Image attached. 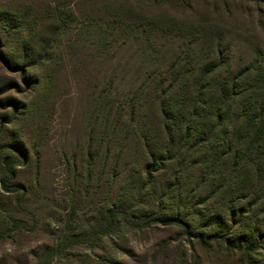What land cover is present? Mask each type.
Instances as JSON below:
<instances>
[{
	"label": "rangeland",
	"instance_id": "1",
	"mask_svg": "<svg viewBox=\"0 0 264 264\" xmlns=\"http://www.w3.org/2000/svg\"><path fill=\"white\" fill-rule=\"evenodd\" d=\"M205 18L217 28L209 41L191 28ZM118 31L112 44L102 43ZM257 63L264 66V0H0V178L2 158L14 156L8 186L19 189L0 188V229L12 218L23 224L0 238V264H48L44 252L64 233L80 243L51 264H264V215L255 208L264 201L249 199L251 216L228 227L209 223L208 212L185 215L192 232L253 235L258 248L246 254L218 242L203 247L175 224L140 225L143 217L184 215L164 198L170 182L197 186L196 170L187 177L186 165L175 176L180 164L164 157L179 143L187 153L195 138L182 142L179 134L170 145L162 108L189 114L206 98L212 110L220 79ZM213 64L219 73L202 85ZM252 76L239 86L257 98L264 79ZM161 157L164 165L146 181L147 166L162 165ZM254 168L243 171L253 175L248 190L256 198L264 177ZM109 205L120 210L116 224L91 237Z\"/></svg>",
	"mask_w": 264,
	"mask_h": 264
},
{
	"label": "trees",
	"instance_id": "2",
	"mask_svg": "<svg viewBox=\"0 0 264 264\" xmlns=\"http://www.w3.org/2000/svg\"><path fill=\"white\" fill-rule=\"evenodd\" d=\"M205 19L197 27L191 26V28L197 32L195 36L197 39L202 38L209 41V39L216 36L217 28L214 27L216 24L211 23L208 18ZM113 26L111 25L110 28L116 31ZM119 33L115 38L114 36L105 38L102 43L112 44V41L123 35L121 32ZM215 64L204 70L202 85L207 76L219 73ZM228 64L226 61V67L229 66ZM251 64L249 66L245 64L243 68H238L236 71L229 70L220 79L217 91L219 102L217 105L211 104L212 110L209 109L210 101L206 98H203L199 103L190 104L191 111L189 114H181L179 111L177 113L174 111L175 114L169 113L166 107L162 108V128L166 136H169L170 145L175 144V138L179 134L184 136L182 142H188L190 138H195V144H188L187 153L184 152L185 148L184 151H181L182 144L179 143L176 151L167 150L164 157L172 162L177 160L180 164L177 170L179 172H176L175 176H177V173L181 175V169L186 165L187 177L192 176L190 171L196 170L198 172L197 186L188 190L187 187H182L180 181L175 182L173 180V184L170 182L164 198L175 199L174 203L177 205L178 211H181L184 215L143 217L140 221L141 226H150L154 223L175 224L188 236L195 237L203 247H210L213 242H218L227 250L245 254L251 253L258 248V244L251 234L246 235L242 232L232 231L224 232L220 228L211 230L210 233L206 234L203 232H192L185 218V215H192V211L197 210L198 214L203 216H206L205 212H208L211 214V222L209 223L213 224L215 222L218 226H223L224 224L227 226L229 222L240 223L246 220L248 216H251L250 212L254 209H252V201L249 199H254L259 206L264 201V190L256 198L251 197L255 190L251 191L253 194H249L248 185L253 175L251 176L247 171H243L250 165L255 167L254 170L258 178L264 177V91L261 89L263 83L260 86L257 98H253L246 87L239 86L242 80L251 75L260 81L264 79L262 77L264 66L260 63H257L256 66H251ZM250 71H253V73H250ZM235 100L239 103L238 107L235 109L229 108V104L234 103ZM207 105L208 112L206 110ZM130 106L133 110V105L131 104ZM237 108L238 110L236 111ZM176 109L179 110L178 107ZM218 128H221L220 131ZM228 128L231 129L228 131ZM233 138L237 140V144L236 142H234V145L232 144ZM224 154H229V157H225ZM207 155H210V164L207 163ZM222 155L223 157L220 159ZM13 158L14 156L5 155L1 160L4 176L0 178V188L5 192L19 190L8 186V183L16 173ZM162 160L164 161L161 157L160 161L163 162ZM163 165L164 162L161 165L157 160H153L146 168V181H151L154 178L152 173ZM195 193L199 196H196ZM23 194L24 191H21L20 195L15 197V205H20L19 201ZM195 203H199L201 206L196 208V206L192 205ZM255 208L261 212L262 216L264 215V208L259 209L256 205ZM119 215L120 210L114 205L104 208L101 215L102 224L99 227L92 224L90 236L105 235L114 227ZM71 218L72 210L68 212L67 221ZM255 222L253 228L257 230L256 226L258 223L257 221ZM67 224L70 227L68 222ZM22 225L20 219L12 218L4 228L0 229V238L21 228ZM78 243H80L78 234L64 233L50 250L44 252L41 262L51 264L57 254L59 255L67 248Z\"/></svg>",
	"mask_w": 264,
	"mask_h": 264
}]
</instances>
